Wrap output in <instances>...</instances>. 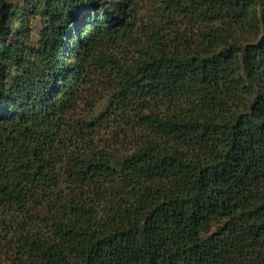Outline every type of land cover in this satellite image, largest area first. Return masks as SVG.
Listing matches in <instances>:
<instances>
[{
	"label": "trees",
	"instance_id": "obj_1",
	"mask_svg": "<svg viewBox=\"0 0 264 264\" xmlns=\"http://www.w3.org/2000/svg\"><path fill=\"white\" fill-rule=\"evenodd\" d=\"M8 7L0 264H264V0Z\"/></svg>",
	"mask_w": 264,
	"mask_h": 264
},
{
	"label": "rangeland",
	"instance_id": "obj_2",
	"mask_svg": "<svg viewBox=\"0 0 264 264\" xmlns=\"http://www.w3.org/2000/svg\"><path fill=\"white\" fill-rule=\"evenodd\" d=\"M8 2V9L11 11L12 9H17L18 14L17 17L14 18V25L16 26L19 24L22 20L19 19V17H22V11L24 12V18H26V26L29 28V37L27 38V42L29 44H34L37 42L40 36V31L43 27V24L45 22V19L41 15H33L31 14V10L27 7V2H31L36 4L37 2L40 3V0H7ZM25 10V11H24ZM40 9H36L35 11L39 12ZM86 13L79 12L77 14V23L80 24V22H83L84 16ZM26 33V32H25ZM109 106V100L108 98H105L104 100L99 101L96 106L94 111L90 114V117L92 119H98L108 108ZM118 124L115 122L113 126H111L110 129L102 131L97 138L99 145L110 147L112 144L117 142V138H122V130L117 126ZM117 150H120L118 146H116ZM1 256V254H0ZM0 259L5 260L4 257H0Z\"/></svg>",
	"mask_w": 264,
	"mask_h": 264
}]
</instances>
